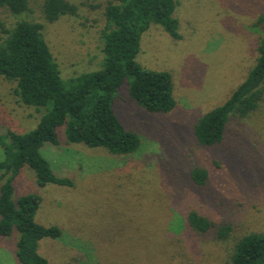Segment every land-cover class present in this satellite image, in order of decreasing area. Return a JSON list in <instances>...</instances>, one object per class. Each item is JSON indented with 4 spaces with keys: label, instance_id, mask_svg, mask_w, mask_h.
<instances>
[{
    "label": "rangeland",
    "instance_id": "1",
    "mask_svg": "<svg viewBox=\"0 0 264 264\" xmlns=\"http://www.w3.org/2000/svg\"><path fill=\"white\" fill-rule=\"evenodd\" d=\"M29 11L0 9L2 29L26 20L42 35L62 80L101 68L105 7L111 0H66L75 16L48 23L44 0H27ZM179 40L158 25L142 34L138 64L171 75L175 107L149 113L129 97L130 79L116 91L113 112L139 138L132 154L68 143L58 128V145L44 143L40 154L71 187L39 186L24 166L13 182L12 199L41 198L34 220L57 227L60 237L41 238L37 251L49 264H230L234 243L248 233L264 234V99L244 118H231L223 141L198 144L193 128L221 105L244 80L264 39V0H176ZM262 18V20H261ZM14 83L0 76V135L33 130L45 113L12 95ZM0 148V161L3 160ZM208 177L202 186L192 168ZM194 210L216 226L230 225L227 240L216 228L199 234L186 215ZM14 230L0 236V264H19Z\"/></svg>",
    "mask_w": 264,
    "mask_h": 264
},
{
    "label": "trees",
    "instance_id": "2",
    "mask_svg": "<svg viewBox=\"0 0 264 264\" xmlns=\"http://www.w3.org/2000/svg\"><path fill=\"white\" fill-rule=\"evenodd\" d=\"M176 0H111L105 7L102 31L101 68L62 80L58 64L42 35V25L20 20L2 29L0 40V76L15 85L12 95L26 107L43 108L45 113L36 127L24 134L7 130L0 135L3 160L0 161V236L15 230L18 238L15 257L19 264H49L38 251L41 238L60 237L59 228L45 227L34 220L41 204L38 195L12 199L13 182L28 166L37 184L71 187L72 181L58 177L40 154L44 143L58 145V128L64 127L68 143L103 148L113 155H127L139 148V138L126 130L113 112L116 91L125 78L130 79L129 97L149 113H167L175 107L171 75L142 68L136 61L142 34L150 25H158L173 40L181 38L178 20L173 15ZM0 9L16 16L29 11L27 0H0ZM77 7L66 0H44L42 13L52 23L63 16H75ZM262 20V18H261ZM264 99V39L246 77L219 106L204 114L193 132L199 145L211 147L223 141L231 118H244ZM208 173L192 168L190 178L204 185ZM189 228L204 234L212 228L217 238L227 240L231 226L216 224L191 210L186 215ZM230 264H264V234L248 233L233 247Z\"/></svg>",
    "mask_w": 264,
    "mask_h": 264
}]
</instances>
